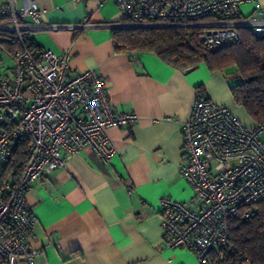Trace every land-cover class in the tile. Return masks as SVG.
Returning a JSON list of instances; mask_svg holds the SVG:
<instances>
[{
  "label": "built area",
  "instance_id": "built-area-1",
  "mask_svg": "<svg viewBox=\"0 0 264 264\" xmlns=\"http://www.w3.org/2000/svg\"><path fill=\"white\" fill-rule=\"evenodd\" d=\"M96 1L117 3L123 20L114 27L193 29L206 49L239 40L242 30L264 34V10H241L255 0ZM41 15L33 0H0V161L28 144L19 177L0 185V264H15V257L40 264V250L30 245L37 218L25 200L33 184L85 147L108 162L116 150L107 129L137 119L114 110L94 69L72 73L67 53L56 55L36 44ZM87 20L53 27L76 30L87 27ZM181 131L179 173L193 187L198 207L160 198L166 245L194 252L199 264H250L233 254L230 221L238 214L248 217L264 201V127L247 128L229 108L196 94Z\"/></svg>",
  "mask_w": 264,
  "mask_h": 264
},
{
  "label": "crops",
  "instance_id": "crops-1",
  "mask_svg": "<svg viewBox=\"0 0 264 264\" xmlns=\"http://www.w3.org/2000/svg\"><path fill=\"white\" fill-rule=\"evenodd\" d=\"M42 10L36 44L67 53L72 73L94 69L114 110L134 114L135 123L107 129L115 153L104 162L89 147L65 156V163L25 193L36 218L30 245L40 264H199L194 252L169 248L163 239V196L193 208L194 190L179 173L184 160L182 124L196 87L230 109L247 128L257 124L228 95V82L204 64L187 72L152 52H117L111 29L123 20L114 1L33 0ZM22 3V0H19ZM264 0L244 4L249 14ZM80 29L66 26L82 22ZM264 142V131L260 133ZM0 161V175L1 164ZM13 180V178H8ZM15 264H26L15 257Z\"/></svg>",
  "mask_w": 264,
  "mask_h": 264
},
{
  "label": "trees",
  "instance_id": "trees-1",
  "mask_svg": "<svg viewBox=\"0 0 264 264\" xmlns=\"http://www.w3.org/2000/svg\"><path fill=\"white\" fill-rule=\"evenodd\" d=\"M111 35L117 52H152L178 69L204 64L209 71L223 73L236 105L256 126L264 127V34L242 30L239 40L214 49L204 48L193 29L181 27H113ZM231 76L235 83L229 82ZM196 94L205 95L202 85L196 87ZM27 158L28 144L22 142L10 160L1 164L0 185L8 178L16 180ZM230 241L235 257L264 264V201L256 203L248 217L232 218Z\"/></svg>",
  "mask_w": 264,
  "mask_h": 264
},
{
  "label": "rangeland",
  "instance_id": "rangeland-1",
  "mask_svg": "<svg viewBox=\"0 0 264 264\" xmlns=\"http://www.w3.org/2000/svg\"><path fill=\"white\" fill-rule=\"evenodd\" d=\"M0 72H4V66H3L2 64H0ZM227 73H229V72L227 71ZM230 75H231V74H230ZM229 82L235 83V79H233L232 76H231ZM228 95H229L230 99L235 103V101H234V99H233V96H232V93H231L230 88H229V84H228ZM235 104H236V103H235ZM240 108L243 109L242 107H240ZM243 110H244V109H243ZM245 113H246V112H245ZM246 114H247V113H246Z\"/></svg>",
  "mask_w": 264,
  "mask_h": 264
},
{
  "label": "water",
  "instance_id": "water-1",
  "mask_svg": "<svg viewBox=\"0 0 264 264\" xmlns=\"http://www.w3.org/2000/svg\"><path fill=\"white\" fill-rule=\"evenodd\" d=\"M113 27H114V25H113ZM186 71L189 72V71H191V69H187Z\"/></svg>",
  "mask_w": 264,
  "mask_h": 264
}]
</instances>
